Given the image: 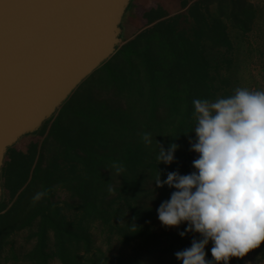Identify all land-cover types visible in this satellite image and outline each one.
Instances as JSON below:
<instances>
[{
    "label": "trees",
    "instance_id": "1",
    "mask_svg": "<svg viewBox=\"0 0 264 264\" xmlns=\"http://www.w3.org/2000/svg\"><path fill=\"white\" fill-rule=\"evenodd\" d=\"M206 6L208 0H202L190 4L185 14L145 12L146 27L103 72L85 102L64 116L53 119V114L25 135L51 122L43 155L37 157L34 147L17 155L26 177L6 191L14 200L23 187H32L29 201L10 227L31 231L33 241L24 260L131 264L113 252L116 240L123 245L144 243L146 250L168 258V264H182L175 253L201 238L198 233L181 237L186 223L158 233L151 227L160 204L175 191L167 185L156 187L159 172L165 180L168 172L195 171L192 162L198 154L189 144V139L195 140L192 101L216 97L217 58L231 48L225 21L244 25L234 4L225 2L222 11L218 3L216 18L207 16ZM145 133L151 134L150 144L142 138ZM158 142L166 150L172 143L179 146L170 165L158 164ZM13 148L14 144L7 152ZM117 168L122 170L118 173ZM37 192L46 195L34 202ZM98 232L104 251L95 244ZM211 244L205 247V258L211 255ZM260 254L264 258V243Z\"/></svg>",
    "mask_w": 264,
    "mask_h": 264
},
{
    "label": "clouds",
    "instance_id": "2",
    "mask_svg": "<svg viewBox=\"0 0 264 264\" xmlns=\"http://www.w3.org/2000/svg\"><path fill=\"white\" fill-rule=\"evenodd\" d=\"M192 103L195 140L189 144L198 154L192 162L195 171L168 172L165 180L159 172L156 187L167 185L175 191L157 209L158 220L166 228L186 223L181 237L200 235L175 253L182 264H229L264 243V91L238 87L228 97ZM150 136L143 134L146 144ZM178 147L172 143L166 150L159 143L158 164L173 163ZM45 195L37 192L34 202ZM210 241L213 261H206Z\"/></svg>",
    "mask_w": 264,
    "mask_h": 264
},
{
    "label": "water",
    "instance_id": "3",
    "mask_svg": "<svg viewBox=\"0 0 264 264\" xmlns=\"http://www.w3.org/2000/svg\"><path fill=\"white\" fill-rule=\"evenodd\" d=\"M131 0H0V200L7 149L116 51Z\"/></svg>",
    "mask_w": 264,
    "mask_h": 264
},
{
    "label": "rangeland",
    "instance_id": "4",
    "mask_svg": "<svg viewBox=\"0 0 264 264\" xmlns=\"http://www.w3.org/2000/svg\"><path fill=\"white\" fill-rule=\"evenodd\" d=\"M195 1L202 0H133L123 18L125 30L121 32V39L115 53L72 91L56 109L53 119L64 116L85 102L88 93L97 88L103 77V72L117 58L124 55L126 50L130 49V43L136 40L146 27L145 12L152 11V15L161 11L165 14L179 12L185 14L188 6ZM225 2L235 5L238 13L241 14L244 25L236 26L232 22L225 21L231 48L217 58L219 75L216 83V97L212 101L234 94L238 87L247 88L251 91H264V0H208V6L204 7L207 8V16L216 18L218 15L217 4L221 3L222 11H225L223 10L225 9ZM225 14L222 12V15ZM135 45L136 43H134ZM50 123L44 124V130L34 135L21 137L14 144V150L6 152V159L1 172L4 188L2 196L4 197L0 205V264H30L22 258V255L33 241L30 237L31 231L27 229L10 230V227L14 218L29 201L32 187L29 185L26 191V186L23 187L14 200H12L13 195L6 191L10 190L11 186L22 183L26 177L25 169L21 159L17 156V152H27L30 147H34L37 157L42 156L44 153L43 140ZM163 228L165 227L157 220L152 224L151 230L158 233ZM102 237L103 235L98 232L95 237V244L104 251L106 244L102 241ZM112 250L114 253H121L124 260L131 262V264H168V258H162L157 252L146 250L144 243L138 245L131 242L123 245L114 240ZM205 259L206 261H213L212 255ZM50 264L60 263L53 259ZM229 264H264V258L260 254L259 247L242 259L231 258Z\"/></svg>",
    "mask_w": 264,
    "mask_h": 264
},
{
    "label": "crops",
    "instance_id": "5",
    "mask_svg": "<svg viewBox=\"0 0 264 264\" xmlns=\"http://www.w3.org/2000/svg\"><path fill=\"white\" fill-rule=\"evenodd\" d=\"M133 1V0H132ZM131 1V2H132ZM131 2H130V4H131ZM130 4H129V6H130ZM129 6H128V8H129ZM127 8V9H128ZM127 9H126V11H125V13L127 12ZM124 16H125V14H124ZM124 18V17H123ZM121 27H122V31H124L125 30V28H124V26H123V20H122V22H121ZM15 146V145H14ZM17 154L18 155H23V154H27V152H23V153H20L19 151L17 152ZM5 159H6V155H5ZM5 159H4V162H5ZM3 165H4V163H3ZM3 167V166H2ZM28 177V176H27ZM1 185H2V193H3V182H2V180H1Z\"/></svg>",
    "mask_w": 264,
    "mask_h": 264
},
{
    "label": "flooded vegetation",
    "instance_id": "6",
    "mask_svg": "<svg viewBox=\"0 0 264 264\" xmlns=\"http://www.w3.org/2000/svg\"><path fill=\"white\" fill-rule=\"evenodd\" d=\"M132 1V0H131Z\"/></svg>",
    "mask_w": 264,
    "mask_h": 264
}]
</instances>
